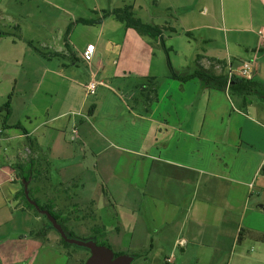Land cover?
<instances>
[{"label":"crops","instance_id":"1","mask_svg":"<svg viewBox=\"0 0 264 264\" xmlns=\"http://www.w3.org/2000/svg\"><path fill=\"white\" fill-rule=\"evenodd\" d=\"M40 1L61 11L57 0ZM93 2L79 17L61 11L73 23L72 35L67 45L64 41L54 54H44L45 60L38 61L37 92L46 90L55 98L49 102L35 98L27 125L14 126L21 131L17 139H27L30 154L35 156L28 161L37 164L41 152H47L51 159L67 160L71 148L62 130L71 123V132L78 130V141L88 148V154L92 152L90 161L97 163V177H108L101 194L105 198L104 194L114 196L121 210L116 212L118 220L112 224L115 228L108 229V238L97 231L103 240L116 242V247L110 245L114 252L145 251L139 256L152 257L155 263V258L162 255L166 261L172 256L176 261L179 250L198 256L222 253L226 247L221 236L225 225L238 226L234 242L239 243L247 212L264 215V123L253 117L264 120V105L255 104L254 97L245 106L241 100L236 105L228 92L205 89L198 79L186 83L171 79L168 56L160 42L142 37L114 17L95 25L78 21L97 20L104 10L131 6L135 17L164 30L165 44L176 41L181 34L188 37V45L196 43L190 59L193 63L200 59L204 68L214 67L218 74H228L230 65L238 71L244 61L255 60L254 81L264 84V64L259 63L264 59V39L259 34L264 22L255 19L264 15V0ZM77 31L86 33L87 39L76 38ZM58 32L64 33L65 29ZM229 34L234 35L233 48ZM7 38L11 42H5ZM92 43L96 59L88 63L83 53ZM3 44L8 53L0 56V70L9 59L17 62L12 59L17 39L0 31V46ZM170 46L171 50L175 48ZM53 57H59L54 58L58 60L56 66ZM67 71L69 75H64ZM149 78L165 81L158 85L156 94L136 100L138 92L144 94L142 86ZM93 81H103L106 86L87 96L85 86ZM133 82L139 91L131 85ZM7 110L10 115L11 107ZM65 118L70 120L61 122ZM111 149L122 153L118 164H122L120 173L126 178L124 186L111 187L118 174L114 164L117 158ZM47 162L48 167L51 163ZM47 167L43 171L33 167L34 179L29 188L36 199H45L44 206L61 214L62 203L68 202L64 184L61 181L53 186ZM8 169L10 173L0 172L4 175L0 176V264H85L79 252L60 242L53 243L50 232L46 242L34 236L37 227L50 230L18 199L19 169ZM100 186H94L89 199L79 197L87 207L85 217L93 216L90 211L100 208ZM107 203L109 206L104 203L102 210L113 206L110 199ZM259 229L250 230L264 235ZM181 238L187 240V245L177 248Z\"/></svg>","mask_w":264,"mask_h":264},{"label":"rangeland","instance_id":"2","mask_svg":"<svg viewBox=\"0 0 264 264\" xmlns=\"http://www.w3.org/2000/svg\"><path fill=\"white\" fill-rule=\"evenodd\" d=\"M57 1L56 4L61 7V11L63 10L68 12L69 15L76 17H79L80 14H84L87 8L94 3V0ZM61 11L47 6L40 0H0V31L10 34L13 39H17V46L12 47V50H14L12 52V59L17 62H11L9 59L1 64L0 70V172L10 173L8 168L15 167L18 163L27 162L28 159H34L35 157L34 154H30V144L28 140L17 139L21 131L14 126L19 123L27 125L28 116L31 115V106L35 98L40 97L48 102L51 101L52 98H55L54 95L46 93V90L41 89V93L37 92L38 83L40 81L38 61L45 60L44 54H54L55 50L64 45L66 33L68 29L72 27L73 23H69L67 16ZM87 17L90 16L87 14ZM255 19H260L261 22H264V15L258 16V18L256 16ZM58 29H65V32L59 33ZM72 32L73 30L71 29L69 35H72ZM75 35H77L76 38L80 40L81 38L87 39L88 36L86 33L80 31L75 32ZM229 35L230 48H233L234 35ZM5 40V42H11L9 41L10 38ZM175 40L176 41L173 42H171V40L166 42L168 48L171 47L170 45L175 46L170 52L172 65L176 70L179 68L181 73L192 71L195 68V62L193 63L190 59L197 48L196 43H191L194 46L188 45L189 39L184 34H181ZM6 44L9 45L8 43ZM5 53H8V51L7 48H5V44H3L0 46V56ZM244 55H247L246 52H244ZM54 58L59 57H53L52 59L53 65L56 66L58 60ZM165 62L166 59L164 57V64H166ZM259 63L264 64V59L260 60ZM64 75H69V72L67 71ZM164 81L165 78H160L159 84ZM131 85H133V87L137 86L136 82H133ZM125 87L130 88V85L125 84ZM136 89L138 91L140 90V88L137 87ZM122 91L125 93L126 89H122ZM11 94L13 96L12 101L9 99ZM144 97L145 94L140 91L135 99L140 101L142 99L144 100ZM92 98H90V100ZM230 98L234 104H238L236 100H234L235 98L233 99L231 96ZM253 99L255 104L259 106L264 105L261 96L256 95ZM8 105L11 107L10 115L7 110ZM140 108L141 107L137 105L136 109L138 111H140ZM104 113L106 114L105 111ZM253 117L261 123H264V120L257 118L255 115H253ZM69 118H65L61 122L66 123L70 120ZM71 131L72 124L66 123L62 130V135L67 137V144L71 148L68 154L69 158H66L67 160L59 161L57 159H51L47 152H41L37 155V164L33 161L34 166H37V169L40 170L42 168L41 171H43L47 167V160H50L51 165L47 168L50 175L53 176L52 185L58 186L57 184L61 181L63 182L64 193L69 203H62L60 209L62 211L61 214L58 212L54 213L63 221H67L68 217L70 218H68L70 222L66 225L72 232L74 238L86 240L94 237L96 239L97 237L98 243H100L99 245H106L108 247L112 245L116 247L115 241L109 242L107 239L103 240L100 238L102 235H98L97 231H103V233H106L107 237L109 227L115 228L112 224L116 223L118 220L116 212L120 213L121 210H119V206L116 205L117 203L114 200V196L112 197L104 194L106 196L105 198L103 194H101V191H103V184L105 181L107 182L108 177L106 176L107 178H105L103 175L101 179L97 177L99 175L96 174L97 169H95L97 163H91L90 161L92 152L90 154L87 153L88 148L78 141L79 137L76 141H73ZM134 133L136 135V131ZM110 152L115 154L117 159L114 158V164L118 167L117 177L113 179L112 183L114 184H111V187L114 185L124 186L127 183L125 181L126 178L120 173L122 164H118L119 155L122 153L114 149H111ZM110 152L108 153L109 155ZM18 153H21L20 159L17 158ZM71 159L73 160L70 161ZM99 163H101L100 160ZM61 171L62 176H60ZM2 174L3 173H0V176H4ZM98 183L101 185L97 190V201L101 200L99 203L100 208L90 211L93 213V216L89 214L88 217H85L87 207H83V203L80 202L79 197L83 195L84 198L89 199L90 196L93 195L94 186ZM10 185L9 183L8 188ZM109 199L112 201L113 206H111L110 209L102 210L101 207H103L104 203L109 206L107 203ZM41 201L43 205H46L45 199L41 198ZM40 220L44 226L47 225L44 219L41 218ZM20 221H22L23 225V220ZM242 225L244 233L243 239L239 243L234 242V233L238 226L234 224L224 226L221 236L226 247L223 249L222 253L218 255L207 254L205 256H198L197 253L185 255L179 250L175 254L176 261L174 264H264V243H258L259 241H257L255 234L250 230L251 228L259 229L260 227L259 230L264 234V215L260 217L258 214L255 215L253 212L248 211ZM94 226H96V228H94ZM35 229V231H40L41 227ZM48 232H50V240L53 243L60 242V237L57 232L54 230ZM71 249L79 252V256L85 261L90 257L89 251L77 249L75 246H72ZM115 252L121 255L136 257L137 259L133 264H169L164 255L156 257L157 263H155L152 257L147 258L139 256L140 254H144L145 251H119L117 249Z\"/></svg>","mask_w":264,"mask_h":264},{"label":"trees","instance_id":"3","mask_svg":"<svg viewBox=\"0 0 264 264\" xmlns=\"http://www.w3.org/2000/svg\"><path fill=\"white\" fill-rule=\"evenodd\" d=\"M111 17H114L116 20L119 22L125 24L126 28H131L137 31L142 37L150 38L151 40H154L156 42H160L161 46L164 48L166 51V54L168 56V62H169V67H170V78L186 83L194 79H198L202 85L203 88L205 89H213V90H218V91H223V92H228L231 97H233L234 100L238 103V100H241V103L245 106L250 102V97H254L256 95L261 96L264 101V84L258 81H248L240 76L234 75L231 79H229L228 74H225L224 72L218 74L215 71L214 67H211L209 69L204 68L203 66L200 65L199 61L200 59L197 60L195 64V68L192 71H187V72H179L177 71L171 64L170 60V52L172 51L171 49L167 48L165 42H164V30L158 26L155 25H150L144 23L142 20L139 18L135 17L132 7L131 6H126L124 8H116V9H109V10H104L102 12V17L99 19H90V20H85L81 19L78 22L82 23L84 25H95V24H100L104 20L109 19ZM72 27H70L66 33L65 41L67 45L68 41V36L71 32ZM56 56H61L58 53H56ZM159 85V81H156L155 79L149 78L146 80L145 85L142 86V89L144 90V94H146L148 97H150L153 94H156L157 92V87ZM144 87V88H143ZM12 95L9 96V99L11 100ZM7 109H9V105L7 106ZM34 162L31 160L23 163H18L14 168L19 169L21 173H19V185H20V191L18 193V199L22 201L24 204L25 208L32 212L33 215H35L38 218H42L47 222L46 227H49L48 220L45 216L40 215L34 206H32L26 199L25 196V190H24V184L23 180H29L32 178L34 179ZM32 198L42 207L48 209L58 220V222L63 226V228L68 232H72L69 230L67 227L66 223L67 221H63L58 215H56L53 211V208L50 206H44L42 205L41 201L36 199L30 190ZM244 232V230H243ZM243 232L241 231L240 236L243 235ZM34 236L41 240L42 242L47 241V233L48 231L46 230H40L34 232ZM73 235V234H72ZM60 237V236H59ZM255 237L257 241L264 242V235L260 234H255ZM96 242L98 243V240L95 239ZM60 243L68 249H71L72 245L66 243L61 237H60ZM100 244V243H98ZM106 246V245H105ZM108 247V246H106ZM110 248V247H109ZM116 256H119L121 254H116Z\"/></svg>","mask_w":264,"mask_h":264},{"label":"water","instance_id":"4","mask_svg":"<svg viewBox=\"0 0 264 264\" xmlns=\"http://www.w3.org/2000/svg\"><path fill=\"white\" fill-rule=\"evenodd\" d=\"M30 181L31 178L28 181L23 180L27 201L34 206L40 215L47 218L49 223V227H46L47 230H54L66 243L75 246L77 249H83L90 252V257L86 260L85 264H133V262L137 259L136 257L129 255L116 256L115 252L111 248L99 245L95 238L86 240L74 238L71 233H68L63 228V226L48 209L42 208L32 198L29 188Z\"/></svg>","mask_w":264,"mask_h":264},{"label":"built area","instance_id":"5","mask_svg":"<svg viewBox=\"0 0 264 264\" xmlns=\"http://www.w3.org/2000/svg\"><path fill=\"white\" fill-rule=\"evenodd\" d=\"M259 34L261 37L264 39V29L259 31ZM83 59L88 62L92 63L96 59V46L95 44H90L87 46L85 52L83 53ZM254 69H255V60H248L244 61L239 70L235 71L230 65L229 71H228V77L231 79L234 75L240 76L241 78L248 80V81H253L255 78L254 74ZM106 86L105 82L103 81H93L87 86H85V92L87 96H93L96 94V91L99 87ZM73 141H76L79 137L78 131L76 129L73 130ZM187 245V240L184 238H181L177 244V248H183ZM175 258L172 256L167 259V263L172 264L174 263Z\"/></svg>","mask_w":264,"mask_h":264}]
</instances>
